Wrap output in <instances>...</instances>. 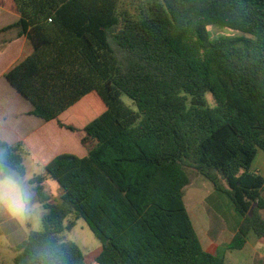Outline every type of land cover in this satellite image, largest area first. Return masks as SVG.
<instances>
[{
  "label": "trees",
  "instance_id": "16d2710c",
  "mask_svg": "<svg viewBox=\"0 0 264 264\" xmlns=\"http://www.w3.org/2000/svg\"><path fill=\"white\" fill-rule=\"evenodd\" d=\"M33 51L5 77L57 120L91 93L102 110L83 127L87 155L61 154L32 179L43 228L17 246L15 264H89L65 232L83 218L101 242L97 264H228L204 248L184 201L187 168L209 179L241 216L226 249L264 239V0H11ZM237 38L211 39L209 27ZM131 99L133 109L122 99ZM22 142L0 139L24 175ZM58 182L62 200L42 191ZM70 220V218H72Z\"/></svg>",
  "mask_w": 264,
  "mask_h": 264
},
{
  "label": "rangeland",
  "instance_id": "374dc122",
  "mask_svg": "<svg viewBox=\"0 0 264 264\" xmlns=\"http://www.w3.org/2000/svg\"><path fill=\"white\" fill-rule=\"evenodd\" d=\"M17 20L18 15L11 0H0V30ZM209 32L211 39L237 38L242 35L239 31L217 26H210ZM4 47L9 49L3 52L1 49ZM28 47L29 42H20L16 29L0 34V139L11 144L21 139L18 142L23 143L25 173L22 175L13 171L20 177H30L27 187L34 193L32 208L26 217L0 211V264H15L17 246L30 232L43 228L42 218L46 210L40 201L38 185L33 183L32 179L44 175L46 165L61 154L86 156L87 149L81 143L85 136L82 129L105 109L102 102L100 104L103 109H100V99L96 93L86 96L59 118L65 125L74 126L77 129L74 131L60 127L57 120L45 121L36 116L28 118L27 113L32 105L9 84L4 75L9 66H12V58L18 55L19 48L25 52L17 57L15 63L25 56ZM122 99L135 109L130 98L123 96ZM253 169L264 176L262 150L257 154ZM187 171L190 182L184 189V201L204 248L225 255L228 264H264V239H259L253 234L244 249H226L231 233L237 226V219H242V216L236 212L229 197L217 191L209 179L192 168H187ZM42 191L50 204L62 200L63 190L52 178L44 181ZM262 214L264 216V211ZM64 235L67 240L75 242L82 249L89 264H97L95 259L101 250V242L83 218L76 220L74 228L66 231Z\"/></svg>",
  "mask_w": 264,
  "mask_h": 264
},
{
  "label": "clouds",
  "instance_id": "9594fccd",
  "mask_svg": "<svg viewBox=\"0 0 264 264\" xmlns=\"http://www.w3.org/2000/svg\"><path fill=\"white\" fill-rule=\"evenodd\" d=\"M6 157V150L0 149V211L26 217L31 211L34 195L27 187L30 177H20L8 168ZM39 257V264H60L48 249L42 250Z\"/></svg>",
  "mask_w": 264,
  "mask_h": 264
},
{
  "label": "crops",
  "instance_id": "0c3cea01",
  "mask_svg": "<svg viewBox=\"0 0 264 264\" xmlns=\"http://www.w3.org/2000/svg\"><path fill=\"white\" fill-rule=\"evenodd\" d=\"M19 40H20V42L21 41H23V43L24 42H29V47H28V49H26L28 52H26L25 53V56L20 60V61H22L25 57H27L29 54H31L32 53V51H33V46H32V44L30 43V41L27 39V38H19ZM7 43V42H6ZM10 44V43H9ZM9 48H6V47H4L3 49H1V50H3V52H6V50H8ZM20 50L18 51V55L17 56H15V57H13L12 59H13V62L17 59V57L20 55V54H24V49H22V48H19ZM0 50V51H1ZM19 61V62H20ZM11 63L10 65H12V66H9V68H8V70H6L5 72H4V75L13 67V66H15L17 63H19V62H17V63ZM31 110H32V108L31 109H29V113H27V116H28V118H30V116H34V115H31L30 114V112H31ZM23 114V113H22ZM26 116V115H25ZM18 141H21V139L20 140H18ZM18 141H16V142H14L13 144H15V143H17ZM11 144V143H10ZM238 220V223H237V226H236V228H234V230H233V232L231 233V237H230V240L228 241V243L232 240V238L234 237V235H235V233L237 232V230H238V228H239V226H240V224H241V221H242V219H237ZM195 226V225H194ZM196 228V227H195ZM251 237V235L249 236V238ZM248 238V239H249ZM209 251V250H208Z\"/></svg>",
  "mask_w": 264,
  "mask_h": 264
}]
</instances>
